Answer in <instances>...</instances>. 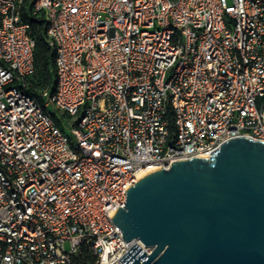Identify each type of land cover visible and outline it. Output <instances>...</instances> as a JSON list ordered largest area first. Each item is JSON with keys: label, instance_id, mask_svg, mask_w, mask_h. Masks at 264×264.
<instances>
[{"label": "built area", "instance_id": "built-area-1", "mask_svg": "<svg viewBox=\"0 0 264 264\" xmlns=\"http://www.w3.org/2000/svg\"><path fill=\"white\" fill-rule=\"evenodd\" d=\"M237 137L264 142V0H0V264L150 256L127 190Z\"/></svg>", "mask_w": 264, "mask_h": 264}, {"label": "water", "instance_id": "water-1", "mask_svg": "<svg viewBox=\"0 0 264 264\" xmlns=\"http://www.w3.org/2000/svg\"><path fill=\"white\" fill-rule=\"evenodd\" d=\"M112 218L135 244L123 264H264V142L230 139L149 173Z\"/></svg>", "mask_w": 264, "mask_h": 264}, {"label": "trees", "instance_id": "trees-1", "mask_svg": "<svg viewBox=\"0 0 264 264\" xmlns=\"http://www.w3.org/2000/svg\"><path fill=\"white\" fill-rule=\"evenodd\" d=\"M37 39L36 58L38 64L37 75L32 81L33 90H41L48 87L53 80L55 55L47 42L45 32V20L43 18L35 20Z\"/></svg>", "mask_w": 264, "mask_h": 264}]
</instances>
